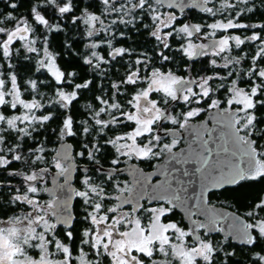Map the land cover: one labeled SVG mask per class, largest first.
<instances>
[{"label":"snow or ice","instance_id":"snow-or-ice-1","mask_svg":"<svg viewBox=\"0 0 264 264\" xmlns=\"http://www.w3.org/2000/svg\"><path fill=\"white\" fill-rule=\"evenodd\" d=\"M77 7L34 0L29 15L0 13V61L10 70L0 71V264H232L237 251L255 248L249 264H264V194L242 193L264 184V0H90L79 15ZM69 17L84 26L83 64L95 74L83 82L58 65L46 36L37 37L39 26L61 31L51 21ZM145 31L151 52L117 45ZM21 49L35 54L36 71L51 82L18 83L11 61ZM177 54L186 75L163 70ZM200 57H211V72L193 75ZM121 62L125 75L106 88L109 68ZM86 91L93 95L81 112ZM201 113L207 117L193 123ZM130 161L159 162L145 172ZM77 172L80 187L72 183ZM217 192L245 210L211 204ZM177 210L186 227L171 219Z\"/></svg>","mask_w":264,"mask_h":264},{"label":"trees","instance_id":"trees-1","mask_svg":"<svg viewBox=\"0 0 264 264\" xmlns=\"http://www.w3.org/2000/svg\"><path fill=\"white\" fill-rule=\"evenodd\" d=\"M15 2L18 4V8L13 10L7 8L6 5L3 4L2 0H0V13H7L9 11H12L14 15L16 16H24L29 15L30 13V7L31 4L34 3V0H15ZM78 7L75 10V13L77 15L80 14V11L83 10V8L90 2V0H77ZM259 19V18H258ZM53 24L59 23L62 30L61 31H52L49 32L47 29H45L43 26H39L40 32L37 33V37L40 40V42H43L44 37H47V40L49 42V50L56 54L58 65L66 71H77L80 74V77L82 79L77 80V82H83V79H92L95 75L94 73L90 72L88 69V66L83 64V54L85 52V44L87 43V38L84 35L85 29L82 24L80 25H73L71 23V18L65 20H56L53 19L51 21ZM129 35L131 36V39L118 41V45L122 44L125 46H130L132 48H135L137 50L146 49L149 52L152 51L153 44L155 43L151 38L147 37L146 31L143 33V35L137 34L135 32H130ZM175 44V42H174ZM67 45H71V47H68ZM16 47H20V44L17 43ZM105 54V53H103ZM25 56H31L32 59H26ZM36 56L35 54H27L21 49V54L19 56H14L11 63L15 65V68L11 71H15L18 75V83L23 85L25 81L29 79H35L37 81H50L51 77L46 72H37L36 71ZM210 57H201L199 59L194 60L192 63L193 65V75H195L197 72L200 74H205L204 72H201V69H208L209 72H211V69L209 68L208 61L210 60ZM0 63H3V68H0V71H3L5 73V77H7L9 73V69L7 68L6 61H0ZM186 61L181 60L179 57V54L176 55L175 62L166 63L164 65L163 70H168L171 68L173 71H177L178 74H184L183 66L185 67ZM155 65L160 66V64L155 61ZM127 68L125 64L118 63L115 64L114 67L109 68L108 78L103 81V84L106 88H110V84L112 81H114L116 78H121L120 73L123 69ZM54 83V82H52ZM101 83L99 78H96L95 84L99 85ZM41 92L51 95V89L45 85L40 86ZM96 95H99V88L96 89L95 92ZM93 95L92 92H85V96L83 99L80 100L79 104L76 106L77 109H79L81 112L83 111L82 105L87 102V98L91 97ZM223 95V93H221ZM28 99H31V96H27ZM182 107H180L176 111H180ZM57 121L49 122V127L53 128L57 126ZM50 137V143L49 147L54 148L58 145L56 142V138L54 135L49 132ZM69 141L73 143L74 151H79L80 148L75 141L74 138H69ZM109 152H111V149H108ZM50 158V157H49ZM13 167H19V165L14 164ZM4 177L7 179H11L13 183H19V178H9L7 177V174L4 173ZM242 193L245 196L251 197V196H259L264 194V184L258 185L255 188L252 189H245L242 190ZM216 200L219 205L226 206L232 210H236L239 208L240 212L242 213L245 209L241 207V205L237 202V197L233 195H227V194H220L216 193ZM46 197V195L44 196ZM225 201H227V205L225 204ZM248 202V201H245ZM230 205V207L228 206ZM82 202L77 198L75 200V203L73 205V210L79 217L82 214ZM11 214V213H9ZM83 225L77 224L76 228L80 229ZM215 240H219V235H213L211 236ZM238 247V246H237ZM254 250L260 251L259 248H255ZM247 253H243L240 256L237 254L234 257L231 258L232 264H238L239 261H241V258L248 257L249 251L247 249L244 250ZM239 257L240 259L237 260L235 258Z\"/></svg>","mask_w":264,"mask_h":264},{"label":"flooded vegetation","instance_id":"flooded-vegetation-1","mask_svg":"<svg viewBox=\"0 0 264 264\" xmlns=\"http://www.w3.org/2000/svg\"><path fill=\"white\" fill-rule=\"evenodd\" d=\"M188 13H189V15H192V16H195V15H197L198 13H197V11L196 10H188ZM182 19H183V17H182ZM193 22H201V21H193ZM147 33V32H146ZM118 43V42H117ZM118 45V44H117ZM120 45H122V44H120ZM119 46V45H118ZM123 46H125V45H123ZM174 47H175V44H174ZM138 51H148V50H146V49H142V50H138ZM149 52V51H148ZM103 54V53H102ZM166 54H168V53H166ZM133 57H135V56H133ZM127 58L128 57H125L124 59H125V61L127 60ZM201 58V57H200ZM197 59H199V58H197ZM132 60H134V59H132ZM157 62L159 63V60L157 59ZM115 63V62H114ZM123 64H125L124 62H122ZM126 65V64H125ZM127 66V65H126ZM155 66H157V65H155ZM157 67H159V66H157ZM127 68L125 67V69H123L122 70V72L120 73L121 75H120V77L122 78L124 75H125V73H126V70ZM183 70H184V66H183ZM182 75H186V73H184V74H182ZM119 78H116L115 80H118ZM114 80V81H115ZM180 107H182V105H178L177 106V109L176 110H178ZM182 109H184V106H183V108H181V110ZM206 114L207 113H201V115H200V117H198V118H194V120L192 121L193 123H198L199 121H201L202 119H204V117L206 116ZM165 127H172V125H170V124H166L165 125ZM170 140H171V137H168V138H166L165 140H164V142H170ZM185 143H184V141H181L180 142V144L178 145V148H180V147H182L183 145H184ZM74 148V147H73ZM111 157H109V159H110ZM159 161H151V162H149V161H130L129 163H136L139 167H141L145 172H150V171H152V170H154V168L152 167V165H154V164H156V163H158ZM86 163H88L86 160H81L80 158H77V164H78V166H83V164H86ZM102 163H105V166L107 167V162L106 161H102ZM126 165H124V164H121V167H125ZM82 174L81 173H79V172H77V173H75V180H74V185H75V187H80V183H79V178H80V176H81ZM50 179V178H49ZM155 179L156 178H153V182H155ZM120 180L123 182V181H130V177L127 175V174H124V175H122L121 177H120ZM62 181V180H61ZM48 186H49V183H48ZM217 193H219V192H217ZM217 196H216V193H215V195H212V196H210V203L211 204H213V205H219L218 204V202H217V198H216ZM76 200V199H75ZM75 200H74V203H75ZM74 203H73V205H74ZM145 204H147V201H145L144 202ZM223 206V205H222ZM73 207V206H72ZM126 208H130V206H125ZM73 213H74V215H76L77 216V214L74 212V210H73ZM183 217H184V213L183 212H181V211H179V210H177V212H176V215L175 216H173V217H171V219H174V220H176V221H178V222H181L182 221V225L183 226H187V224H188V221L186 220V219H183ZM77 219H79V217L77 216ZM200 219H203L202 217H200ZM213 235H219V238H222V234H220V233H212L211 234V236H213ZM239 247V246H238ZM255 252H258V250H254V251H252V252H249V255H248V257H245V258H241L242 260L241 261H239V263L238 264H249V260H250V258L254 255V253ZM243 253H247V252H245V251H243V252H240V251H237V254L240 256L241 254H243ZM236 254V255H237ZM262 254H264V253H262ZM235 259H237V260H239L240 258L239 257H237V258H235Z\"/></svg>","mask_w":264,"mask_h":264},{"label":"water","instance_id":"water-1","mask_svg":"<svg viewBox=\"0 0 264 264\" xmlns=\"http://www.w3.org/2000/svg\"><path fill=\"white\" fill-rule=\"evenodd\" d=\"M207 117V114H206V116L204 117V119ZM204 119H202V120H204ZM70 142V141H69ZM71 143V142H70ZM186 145L184 144L182 147H185ZM57 147H58V145H57ZM126 167V166H125ZM153 171V170H152ZM151 172V171H150ZM74 180H75V173H74V175H73V181H72V183H73V186L75 187V185H74ZM62 182V181H61ZM49 187H51V178L49 179ZM75 200V199H74ZM74 200L72 201V206H73V203H74ZM215 206H217L218 208H223L224 210H226V211H231V212H235L236 210H232V209H230V208H228V207H226V206H222V205H215ZM72 211H73V207H72ZM74 214V213H73Z\"/></svg>","mask_w":264,"mask_h":264},{"label":"rangeland","instance_id":"rangeland-1","mask_svg":"<svg viewBox=\"0 0 264 264\" xmlns=\"http://www.w3.org/2000/svg\"><path fill=\"white\" fill-rule=\"evenodd\" d=\"M119 46H121V45H119ZM211 58V57H210ZM129 58H127V60H128ZM131 59H135V57H131ZM127 70V69H126ZM165 71H167V70H165ZM205 107H206V105H205ZM182 110H185V109H182ZM181 111V110H180ZM57 146H55L53 149H55ZM44 199L46 200V199H48V197L46 196V197H44ZM220 239H222V238H220ZM219 239V240H220Z\"/></svg>","mask_w":264,"mask_h":264}]
</instances>
